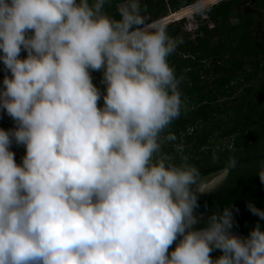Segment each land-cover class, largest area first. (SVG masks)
<instances>
[{
    "label": "clouds",
    "instance_id": "9594fccd",
    "mask_svg": "<svg viewBox=\"0 0 264 264\" xmlns=\"http://www.w3.org/2000/svg\"><path fill=\"white\" fill-rule=\"evenodd\" d=\"M111 4L0 0V114L14 124L0 128V264H264L259 222L240 237L238 208L197 214L237 159L212 187L186 155L177 162L184 144L170 129L189 108L169 58L182 38L141 0H119V19ZM257 175L264 184V161Z\"/></svg>",
    "mask_w": 264,
    "mask_h": 264
},
{
    "label": "trees",
    "instance_id": "16d2710c",
    "mask_svg": "<svg viewBox=\"0 0 264 264\" xmlns=\"http://www.w3.org/2000/svg\"><path fill=\"white\" fill-rule=\"evenodd\" d=\"M197 1L145 0L141 2V7H146L147 11L142 14L149 21L161 22L170 13ZM235 2L225 0L209 8L208 18L200 24L194 38L182 36L185 21L169 24V35L183 40L169 62L175 67L177 75L185 76L181 90L189 108L170 130L177 135V143L182 140L184 144L183 152L176 154L177 162L181 155H186L189 163L196 166L205 178L219 172L230 157L237 159L238 166L230 173L232 181L227 183L228 187L209 194L211 197L208 198L200 195L198 209L205 208L211 215L225 207L238 208L233 228L248 235L257 222L264 227V221L247 209L248 203L264 209V184L257 175L260 162L264 161V86H248L264 74V52L253 44L245 22L240 26L231 24L230 15ZM118 4L119 0H112V4L106 6V12L117 19ZM215 39L217 41L213 43ZM21 55L26 57V53ZM212 60L221 77L211 84L209 77L212 71L208 62ZM247 62L253 66L251 71L244 69ZM233 70L239 71L237 75H232ZM3 75L0 71V80ZM93 83L103 88L98 80L93 79ZM4 117L7 118L6 130L12 128L11 118L6 114ZM224 141L229 142L225 147L221 146ZM18 148L13 145L11 150ZM165 151H173L172 146L166 147ZM214 151L219 157L215 163L212 160ZM174 248L175 244L170 251ZM221 254L216 251L210 255L215 259Z\"/></svg>",
    "mask_w": 264,
    "mask_h": 264
},
{
    "label": "rangeland",
    "instance_id": "374dc122",
    "mask_svg": "<svg viewBox=\"0 0 264 264\" xmlns=\"http://www.w3.org/2000/svg\"><path fill=\"white\" fill-rule=\"evenodd\" d=\"M141 1H143V0H141ZM207 2H208V0L205 1L204 3L206 4ZM212 2H213V0H212ZM194 4H197V3H194ZM190 6H187V8L186 7L182 8L183 11H181L178 14H173L172 16L170 15V17L166 18V20H165L166 22L163 21V22H165L163 25L166 26L167 31H168L169 23L174 22V21H179V20H172V21H170L169 19H171V18L178 19V18L182 17L184 19V21H185V23L182 24L183 25V30L181 31L182 32V36H184V37H191V38H194L196 36L195 35V30H196L195 29V25L193 24V23H196L197 22V20H195V18H196L195 15L196 14L192 16V15H190L188 13H185L186 10H190L192 8ZM199 14H201L202 18L205 17L204 16L205 15V12H199ZM184 15H186L185 18L183 17ZM232 19H234V18L232 17ZM163 22H160V23L162 24ZM175 23H178V22H175ZM232 23L234 25H236L235 24L236 23L235 20H232ZM210 26H211V29H213V24H211ZM185 40H186V38H185ZM216 41H217V39H215L213 41V43H216ZM208 67L212 71V75H210V77H209V80H210L209 82L212 84L217 78L221 77V73L215 67V65L213 63V60L208 62ZM244 69H246L248 71H251L253 69V66H252L251 62H247V64L245 65V68ZM238 72H239L238 70H233L232 71V75H236ZM92 76H93V79H96V80H98L100 82V80L102 78V73L101 74H97V72H93L92 73ZM0 81H2V79ZM248 86L249 87H254V88H258L260 86H264V74H260V76L258 77V79L254 80L253 82H251L250 84H248ZM245 87H247V85H245ZM222 101H224V100H222ZM102 105H103V101L101 100L100 101V106H102ZM4 115L5 114H0V128H3V129L6 130L7 127L5 126L6 125L5 123H6L7 118H5ZM228 143L229 142L224 141L223 143H221V146L225 147ZM14 152L16 154V156H15L16 162L19 164L21 162V160L18 161V158L21 159L23 157V155L25 154V149L23 147H20L17 150H15ZM221 178H222V174L220 173V171L217 172V173H215V174H213V175H211L210 177H207L206 178L207 179V184L205 185V187H207V185H209V184H211V186H213L214 184L218 183Z\"/></svg>",
    "mask_w": 264,
    "mask_h": 264
},
{
    "label": "flooded vegetation",
    "instance_id": "af4514ba",
    "mask_svg": "<svg viewBox=\"0 0 264 264\" xmlns=\"http://www.w3.org/2000/svg\"><path fill=\"white\" fill-rule=\"evenodd\" d=\"M232 17L234 19H232ZM232 20L236 21L235 23L236 25L232 23ZM230 21H231V24L234 26L243 25L245 22L244 25L248 27V29L250 30L249 34L253 39V44L256 46L258 50H260L261 52H264V0H236L233 6L232 13L230 15ZM257 38L260 39L259 48L257 47L255 43V40ZM231 181L232 180L229 175L227 180L222 185H220L213 191L205 192L201 196L208 198V197H211L209 195L211 193L224 191V189L228 187L227 183ZM197 214L198 215L202 214L204 218L206 219L209 216V210H206L205 208H201L200 210L197 209Z\"/></svg>",
    "mask_w": 264,
    "mask_h": 264
},
{
    "label": "built area",
    "instance_id": "2783aa9c",
    "mask_svg": "<svg viewBox=\"0 0 264 264\" xmlns=\"http://www.w3.org/2000/svg\"><path fill=\"white\" fill-rule=\"evenodd\" d=\"M204 1H206V0H201V1H197L196 3L197 4H193V5H191L190 7H192L190 10H186V12L185 13H188V14H191L192 16L193 15H195V13H197V12H206L207 11V8H209V7H212V6H214L215 4H217V3H219V2H221L222 0H216V1H213L212 2V0H208V2L205 4H202V5H200L199 7H198V5L201 3V2H204ZM196 7V8H195ZM187 8V7H186ZM192 10V11H191ZM181 11H183V9H181L179 12H177V13H175V14H178V13H180ZM173 15V14H172ZM181 20V19H180ZM195 29L197 30L198 29V25L196 24L195 25Z\"/></svg>",
    "mask_w": 264,
    "mask_h": 264
},
{
    "label": "water",
    "instance_id": "95a60500",
    "mask_svg": "<svg viewBox=\"0 0 264 264\" xmlns=\"http://www.w3.org/2000/svg\"><path fill=\"white\" fill-rule=\"evenodd\" d=\"M259 40H260L259 38H257V39L255 40V43H256V45H257L258 48L260 47ZM232 233H233L234 235H237V236H240V237H246V236H247L246 234H244V233L241 232V231L236 230L235 228L232 229Z\"/></svg>",
    "mask_w": 264,
    "mask_h": 264
},
{
    "label": "bare ground",
    "instance_id": "6f19581e",
    "mask_svg": "<svg viewBox=\"0 0 264 264\" xmlns=\"http://www.w3.org/2000/svg\"><path fill=\"white\" fill-rule=\"evenodd\" d=\"M207 1V0H206ZM213 1H215V0H213ZM205 2V1H204ZM204 2H201L199 5H198V7L200 6V5H202ZM196 8V7H195ZM191 15V14H190ZM172 16V15H171ZM170 17V16H169ZM184 18L186 17V15H184L183 16ZM182 17H180V18H178L177 20H180ZM166 19H164L163 21H165ZM163 21H161V22H163ZM172 23V22H171Z\"/></svg>",
    "mask_w": 264,
    "mask_h": 264
}]
</instances>
